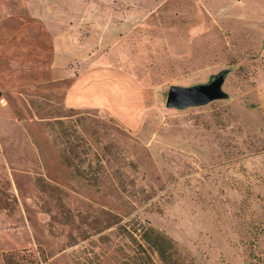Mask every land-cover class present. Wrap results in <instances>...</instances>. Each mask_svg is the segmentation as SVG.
Segmentation results:
<instances>
[{
	"label": "rangeland",
	"instance_id": "rangeland-1",
	"mask_svg": "<svg viewBox=\"0 0 264 264\" xmlns=\"http://www.w3.org/2000/svg\"><path fill=\"white\" fill-rule=\"evenodd\" d=\"M0 86V264H264V0H0Z\"/></svg>",
	"mask_w": 264,
	"mask_h": 264
},
{
	"label": "water",
	"instance_id": "water-1",
	"mask_svg": "<svg viewBox=\"0 0 264 264\" xmlns=\"http://www.w3.org/2000/svg\"><path fill=\"white\" fill-rule=\"evenodd\" d=\"M223 77H214L210 84L190 88L170 87L167 92L166 106L169 108H188L210 103L221 98Z\"/></svg>",
	"mask_w": 264,
	"mask_h": 264
},
{
	"label": "trees",
	"instance_id": "trees-1",
	"mask_svg": "<svg viewBox=\"0 0 264 264\" xmlns=\"http://www.w3.org/2000/svg\"><path fill=\"white\" fill-rule=\"evenodd\" d=\"M142 240L144 243L150 248L153 249L158 257L159 260L165 264H167V260L171 258V252H169L167 248V239L164 237L163 234L160 232H155L151 228H147L146 231L142 234ZM256 257V256H253ZM20 262H13L10 257H5L4 263L5 264H22V263H31L33 261H37L33 258V255L30 253H25L19 256Z\"/></svg>",
	"mask_w": 264,
	"mask_h": 264
},
{
	"label": "crops",
	"instance_id": "crops-1",
	"mask_svg": "<svg viewBox=\"0 0 264 264\" xmlns=\"http://www.w3.org/2000/svg\"><path fill=\"white\" fill-rule=\"evenodd\" d=\"M8 78H5L4 79V82H5V85H4V87L3 88H5V89H10V86L11 85H9L10 83H12L11 81H9V80H7ZM18 84V82H16L15 81V85H17ZM14 85V84H13ZM0 91H3L2 90V88H1V86H0ZM3 100V99H2Z\"/></svg>",
	"mask_w": 264,
	"mask_h": 264
},
{
	"label": "built area",
	"instance_id": "built-area-1",
	"mask_svg": "<svg viewBox=\"0 0 264 264\" xmlns=\"http://www.w3.org/2000/svg\"><path fill=\"white\" fill-rule=\"evenodd\" d=\"M4 103V100L0 99V104H3Z\"/></svg>",
	"mask_w": 264,
	"mask_h": 264
}]
</instances>
